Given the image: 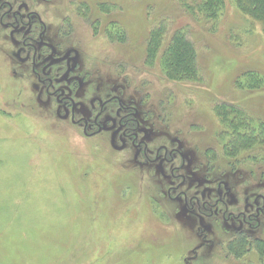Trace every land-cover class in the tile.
<instances>
[{
	"label": "rangeland",
	"instance_id": "374dc122",
	"mask_svg": "<svg viewBox=\"0 0 264 264\" xmlns=\"http://www.w3.org/2000/svg\"><path fill=\"white\" fill-rule=\"evenodd\" d=\"M15 2L17 10L40 14L50 43L80 52L72 72L85 82L79 116L94 115L98 101L116 94L152 132L153 154L161 145L183 150V191L190 196L209 187L216 200L225 181L233 213L252 209L255 194L264 196V34L232 0L214 19L194 0ZM154 32L161 47L150 56ZM177 32L196 54V69L174 74L181 81L162 65ZM2 36L0 264H185L194 254L191 264H264V223L252 244L250 238L232 243L221 219L204 221V238L197 219H172L183 209L166 197L174 181L144 166L119 136L87 138L70 119L60 123L54 103L38 105L37 79L28 65L19 67L18 47ZM117 105L104 119H119ZM218 106L226 107L223 113ZM238 138L255 141L231 153ZM175 159L166 168L180 163ZM207 159L217 170L206 167Z\"/></svg>",
	"mask_w": 264,
	"mask_h": 264
},
{
	"label": "flooded vegetation",
	"instance_id": "af4514ba",
	"mask_svg": "<svg viewBox=\"0 0 264 264\" xmlns=\"http://www.w3.org/2000/svg\"><path fill=\"white\" fill-rule=\"evenodd\" d=\"M14 3L16 4L15 0H0V34L4 35L1 37L2 39L8 38L18 47L15 58L19 67L23 68L28 65L31 74L37 79L34 91L37 94L35 100L38 105L45 107L54 103L57 106L56 117L60 123H65L70 119L73 126L83 127L84 135L87 138L93 139L111 132L114 141H116L119 136L125 146L131 145L136 153V158L144 166H157L162 178L174 181V184L167 189L168 200L183 204V209L178 210L179 216L172 219H197L202 225L197 229V233L202 238L207 236V231H204V221L209 223L215 219H221L222 223L226 225L225 228L230 229L224 233L235 240L232 243L244 242L249 238L252 240V244L257 241L255 231L260 229L264 223V196L255 194L250 203L253 206L252 209L245 207L244 211L234 213L230 207L235 204V198L232 197V190L225 181H220L218 185L216 200H213L214 196L209 187L203 189L200 195L190 196L183 191V187L187 183V177L182 173L187 166L183 150L180 148L170 149L168 146L161 145L156 149L154 155L149 145L152 132L138 120L140 116L138 110L134 106L124 104L116 94L98 101L96 103L98 109L94 115L92 112L91 115L79 116L81 107L78 96L83 92L85 82L79 75L72 76L77 68L80 52L63 50L58 43H50L47 40L49 37L48 26L40 14L35 11L25 13L17 10ZM57 35H61L60 30L57 31ZM13 74L16 76L18 73L15 71ZM114 104H118L115 114L119 116V119L115 120L113 116L109 115L104 119L108 108ZM94 107H96L95 104ZM160 124L169 128L163 119H160ZM153 128L156 129L158 126L154 123ZM176 156L179 157L180 163L170 169L166 168L167 165L175 163ZM202 162L206 164V167L210 166L217 170L215 165H212L213 162L208 159ZM228 199L233 202L229 204ZM260 201H262V205H259ZM237 207L241 208V205L238 204ZM184 239L186 243L190 241V238L188 241L187 237ZM205 245L215 246L212 243H205ZM195 257L196 254L187 260L185 258L184 263L191 264Z\"/></svg>",
	"mask_w": 264,
	"mask_h": 264
},
{
	"label": "trees",
	"instance_id": "16d2710c",
	"mask_svg": "<svg viewBox=\"0 0 264 264\" xmlns=\"http://www.w3.org/2000/svg\"><path fill=\"white\" fill-rule=\"evenodd\" d=\"M236 7L254 23L260 26L264 34V0H232ZM195 3H198L199 9L202 13L211 17L212 19L216 18L219 11L224 9L226 0H194ZM185 33L177 32L173 35L170 40L169 46L166 47V51L163 54L162 65L166 71L170 72L169 77H173L174 81H181L182 77L175 76L178 70L182 73L187 74V72H192L193 69H196V54L194 47L186 41L184 37ZM186 36V35H185ZM149 51L150 56L161 47L159 35H156L155 32L150 37L149 42ZM185 76V75H179ZM187 77V76H186ZM251 82H254L256 77L254 74H246ZM243 78V77H242ZM257 78V77H256ZM185 79V78H183ZM241 79V78H239ZM226 107L218 106V111L223 110ZM220 114V111H219ZM240 138V137H239ZM238 138V139H239ZM255 140H246L239 139L238 141H231V153L237 154L244 148L251 147ZM229 145V146H230Z\"/></svg>",
	"mask_w": 264,
	"mask_h": 264
}]
</instances>
